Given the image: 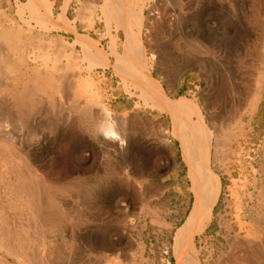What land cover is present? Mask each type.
<instances>
[{
    "label": "rangeland",
    "instance_id": "rangeland-1",
    "mask_svg": "<svg viewBox=\"0 0 264 264\" xmlns=\"http://www.w3.org/2000/svg\"><path fill=\"white\" fill-rule=\"evenodd\" d=\"M138 59L211 137L181 254L189 166ZM104 106L126 153L92 139ZM0 264H264V0H0Z\"/></svg>",
    "mask_w": 264,
    "mask_h": 264
},
{
    "label": "bare ground",
    "instance_id": "bare-ground-1",
    "mask_svg": "<svg viewBox=\"0 0 264 264\" xmlns=\"http://www.w3.org/2000/svg\"><path fill=\"white\" fill-rule=\"evenodd\" d=\"M138 60V64H141V72L146 78V84H148L149 88L151 87V90H153L157 96L160 106L163 103V108H166L173 113V117L175 118L174 133L182 143L183 158L189 166V176L192 181L191 189L194 193V203L188 219L176 233L175 249L178 254H181L185 245L192 238L194 233H196L201 226L210 219L211 210L219 194V180L208 167L206 159L211 137L209 132H205L201 128V125H192L190 122L186 125L187 129H182L183 131L179 130L178 124L181 113L179 110V102L164 98L162 84L158 79H155L150 75L149 67L145 62L146 59H141L142 63L140 62V59ZM123 153L126 152L123 151Z\"/></svg>",
    "mask_w": 264,
    "mask_h": 264
},
{
    "label": "clouds",
    "instance_id": "clouds-1",
    "mask_svg": "<svg viewBox=\"0 0 264 264\" xmlns=\"http://www.w3.org/2000/svg\"><path fill=\"white\" fill-rule=\"evenodd\" d=\"M94 142L105 141L114 146V151H125L128 145L127 138L120 132L119 124L113 111L109 107H101L100 118L96 124Z\"/></svg>",
    "mask_w": 264,
    "mask_h": 264
},
{
    "label": "crops",
    "instance_id": "crops-1",
    "mask_svg": "<svg viewBox=\"0 0 264 264\" xmlns=\"http://www.w3.org/2000/svg\"><path fill=\"white\" fill-rule=\"evenodd\" d=\"M48 1L51 2L52 0ZM103 3L108 10H116V0H103ZM61 4L62 3H60V7H62Z\"/></svg>",
    "mask_w": 264,
    "mask_h": 264
}]
</instances>
